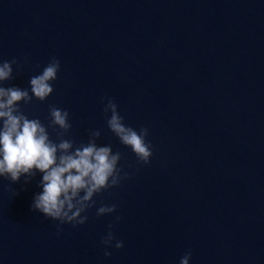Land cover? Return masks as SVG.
Returning <instances> with one entry per match:
<instances>
[{
    "label": "water",
    "instance_id": "1",
    "mask_svg": "<svg viewBox=\"0 0 264 264\" xmlns=\"http://www.w3.org/2000/svg\"><path fill=\"white\" fill-rule=\"evenodd\" d=\"M0 264H264V0H0Z\"/></svg>",
    "mask_w": 264,
    "mask_h": 264
}]
</instances>
